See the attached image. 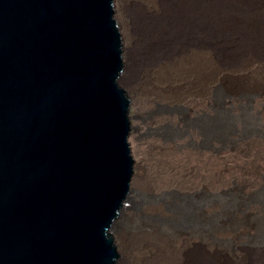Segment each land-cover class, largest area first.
<instances>
[{
	"label": "water",
	"instance_id": "95a60500",
	"mask_svg": "<svg viewBox=\"0 0 264 264\" xmlns=\"http://www.w3.org/2000/svg\"><path fill=\"white\" fill-rule=\"evenodd\" d=\"M115 0H0V264H122L134 185Z\"/></svg>",
	"mask_w": 264,
	"mask_h": 264
},
{
	"label": "rangeland",
	"instance_id": "374dc122",
	"mask_svg": "<svg viewBox=\"0 0 264 264\" xmlns=\"http://www.w3.org/2000/svg\"><path fill=\"white\" fill-rule=\"evenodd\" d=\"M143 1L113 2L114 18L122 38L124 61L120 86L125 89L130 99L129 115L133 125L129 143L135 168L130 196L138 204L135 207L133 202L128 201L124 213L121 214L125 222V240L134 235V241L126 253L120 249L119 233L115 227L112 229L120 253L119 259L132 262L140 255L141 249L135 246V233L138 230V215L146 207L141 193L156 187L168 191L171 183L179 181L181 184L186 181L197 191H201L204 183L210 194H220L219 197L210 196L205 204L214 228L209 243L220 249L225 257L245 261V264H264V127L260 123L250 124L249 137L243 135L242 139L231 142L232 138L236 139L232 127L227 148L220 156L215 151L220 145L218 139H222L221 133L226 128L223 126L225 112L218 110L217 113L215 110L219 109L218 103L224 94L237 98L255 95L264 103V41H261V46L247 47L236 52L237 55L229 60L227 53H232L233 47L229 43L248 41L252 39V35L245 30L215 27L212 19V26L208 31V51L213 59V67L218 66L222 73L220 76L213 75L212 88L207 96L201 93L199 85L193 84L187 78L183 84L185 89L179 90L180 95L175 98L179 104L177 107L184 110L186 117L198 118L205 115L216 120L220 116L219 134H214L212 140L219 143L211 146V141L205 146L201 143L199 127L194 124L187 126L181 110L180 113L162 111L168 104L167 99L162 93L150 91L146 81L139 78L138 68L131 66V51L135 47L132 39L137 36L128 7ZM238 3L241 7L240 15L249 12L255 17L264 11V2L260 4L258 11H255L256 6L253 9L247 7L245 0H239ZM229 18L227 15L225 20ZM205 33L200 29L194 30V36L198 39L203 38ZM131 68L134 69L135 80L128 81L125 76ZM162 116L170 117L176 122L170 125L177 129L176 133L163 131L159 123ZM227 162L228 170L225 167ZM139 175L140 184L136 186ZM256 192H260V198L255 197Z\"/></svg>",
	"mask_w": 264,
	"mask_h": 264
},
{
	"label": "bare ground",
	"instance_id": "6f19581e",
	"mask_svg": "<svg viewBox=\"0 0 264 264\" xmlns=\"http://www.w3.org/2000/svg\"><path fill=\"white\" fill-rule=\"evenodd\" d=\"M245 1L250 9L256 6L255 11H258L260 4L264 2V0ZM238 2L239 0H144L128 7V12L132 15L133 30L137 36V38L133 36L132 39L135 47L131 51V66L138 68L139 78L146 81L150 91L162 93L167 99L168 104L162 111L180 113L181 110L185 115L184 110L177 107L179 104L175 99L180 95L179 90L185 89L183 86L185 80L189 78L193 84L199 85L201 93L207 96L212 88L213 75H221V69L218 66L213 67V59L208 51V31L212 26V19L215 27L226 26L245 30L250 36L252 35V39L248 41L229 43L233 46L232 53H227L229 60L244 48L261 46V41H264V11L255 17L249 12L240 15L241 7ZM227 15L230 18L225 20ZM111 27H117L118 30L123 70L122 38L114 18L113 3ZM195 29L206 32L205 36L201 39L196 38ZM133 70V68L129 70L125 76L126 80H135ZM117 95L123 96L127 103V151L132 161L134 175L135 160L129 143L133 128L129 115L130 99L120 85H117ZM218 104L220 107L215 110L217 113L218 110L225 112L223 126L227 131L221 133V140L218 139L220 145L215 151H217L216 155L220 156L227 148L232 127L236 139L232 138L231 142L242 139L243 135L249 137L250 124L260 123L264 127V103L255 95L237 98L224 94ZM220 120V116L213 120L205 115L198 118L185 115L184 118L187 126L194 124L199 127L201 143L205 146L213 140L214 134H219ZM159 123L165 133L177 132L174 126H170L176 123L170 117L162 116L161 119L159 118ZM218 141H212L211 146L219 143ZM225 167L229 169V162ZM140 178L139 175L136 186H139ZM233 182L237 185L235 180ZM128 189L129 201L137 207V201L130 196L131 185H128ZM219 195V193L210 194L204 183L201 191H197L186 181L181 184L179 181L171 183L168 191L156 187L154 190L141 193L142 202L146 207L138 215V230L135 233V246L141 249L140 255L132 262L122 259V264H245V261L223 256L220 249L214 248L209 243L214 228L205 210V204L210 196L219 197ZM258 196L260 198V192L255 193V197ZM125 208L126 206L121 214L124 213ZM114 227L121 238L120 249L126 253L134 241V235L131 239L125 240V222L122 218L120 225Z\"/></svg>",
	"mask_w": 264,
	"mask_h": 264
}]
</instances>
